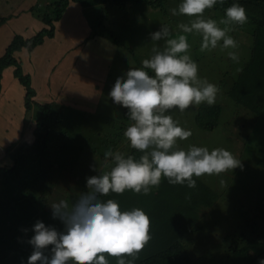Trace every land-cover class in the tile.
<instances>
[{"label":"rangeland","instance_id":"rangeland-1","mask_svg":"<svg viewBox=\"0 0 264 264\" xmlns=\"http://www.w3.org/2000/svg\"><path fill=\"white\" fill-rule=\"evenodd\" d=\"M0 1V32L2 33L3 29L9 31V35L8 32L5 33L6 38L8 37L5 39L7 44L14 33L21 32L28 35L33 26H41V16H37L31 7L36 5L45 9L53 0ZM166 3L172 8H178L180 4L177 0H168ZM92 9V7H83L78 2L70 1L62 18L55 21V35L53 38L47 39L45 50L42 51L41 63L36 66L39 87L37 88L38 94L34 96V98H39L38 96L41 95L45 100H52L56 103V110H59L58 105L61 103L77 108L80 117H84L86 122L85 129L91 130H89V134L92 136L91 142L81 139L84 143L79 150V157L75 162L77 164L67 168L60 169L53 163L59 160L60 155L57 156V153L50 149L49 155L44 158L41 172L38 173L36 180L31 185L36 189L34 194L24 192L25 190L19 187V192L20 190L21 192L14 199L15 195L13 196L12 191L7 189L10 186H6L4 190L7 197L1 193L7 203L6 206L4 203L5 211L2 206L5 213L1 221L7 227H12L13 222L19 219L20 232L31 237L34 235L32 226L37 220L54 226L58 231H64L62 222L53 219L50 205L58 203L60 200L74 202L83 192L87 191L86 180L88 177L110 171L113 162L111 158L108 160L104 158L106 150L112 148L113 151L126 153L132 149L124 136L118 142V137H115L118 136V133L114 130L118 122H122L123 125L125 123L127 128L132 121L128 116H125L126 109L114 104L108 94L116 79L125 76L129 68L133 65L138 68L142 67V60L151 57L153 46L162 48L164 45L163 41H151L150 34L163 26L167 11L164 13L161 9L143 3H130L125 8L116 5L109 7L108 16H106L105 7H102L99 13L93 14V18L98 20V23L95 21L96 28L85 19ZM168 16L170 17L169 13ZM176 25L168 24L174 35L178 31ZM94 27L103 29L102 33L106 31V33L112 34L115 36L114 40L103 38V35H100V43L97 39L99 36L90 35V40L86 41L83 46L82 42L79 44L82 46L80 52L72 51L70 52V54L73 53L71 56L67 54L71 49H66V45V50L63 46L55 45L58 38L62 37L65 41L71 37L74 38L72 40H81L82 36L88 34L87 31L93 30ZM235 34L236 36L233 38L237 41L238 47L230 49L237 53L239 62L234 65H231V58L227 59L228 61L222 60L223 56L227 57V55L221 46L201 52L202 36L200 34L195 33L193 37L190 36L188 43L190 46L189 55L198 64L199 77L206 78L209 83H213L219 88L214 104H220L221 107L217 126L208 129L196 124L194 112L201 104L192 106L183 113L178 108H174L165 114L171 115L179 123V126L192 133L187 140H178V148L187 150L190 146L207 147L210 151L214 148H222L241 161L242 167L220 175L205 176L210 184L213 180L216 181L213 185L218 187L214 188L215 190L222 192L220 199H239L242 195L249 194L250 196H247L245 200L253 204L256 203L258 195L262 197L261 191L264 189V109L260 111L261 113L253 112L249 106L238 102L235 104L226 94L240 74L242 64L250 58L252 50L253 37L251 33L237 31ZM67 45L69 47V42ZM72 45L74 49L76 41H72ZM24 54L28 56L26 53ZM74 62L76 66L72 70H81L78 71L81 73H75L78 76V82L66 83L72 72L69 68L71 69ZM222 66L228 71L221 70ZM148 71L150 75L153 74L150 70ZM97 75L100 80L96 79ZM15 80L12 78V82L2 84V90H0V161L6 157V147L14 148L20 141L26 139L32 133L35 123L36 115L33 114L36 113V107H31L30 111H26L24 100H22L23 94L18 103L19 98H15V100L12 98L14 89H11V85ZM100 86L101 88H99ZM15 90L21 91L22 89ZM99 96L101 99L97 100ZM29 113L30 117H27ZM25 119H27L25 125L28 129H23ZM59 130L68 138V144L71 147L75 149L80 147L76 141L77 137L63 123L59 124ZM95 130H98L97 133L102 132L101 137L105 138L101 143L105 146L102 153L90 148L96 146ZM109 133H113L115 136ZM48 159L52 161L51 165L48 164ZM227 228L228 226L225 224L223 227L216 225L207 213L197 223L195 222L191 234L194 238L188 237L187 234L184 236V240L188 242L187 248H189L190 254L192 253L191 264H231L230 260L224 262L226 258L223 256L226 245L231 244V235L228 234L226 237L223 235L224 229ZM1 237L2 235L0 239ZM6 242L13 249L9 250L10 253L0 256V264H27L28 257L33 252V246L29 243V248L24 250L26 240L22 239H7ZM1 250L2 248H0Z\"/></svg>","mask_w":264,"mask_h":264},{"label":"trees","instance_id":"trees-1","mask_svg":"<svg viewBox=\"0 0 264 264\" xmlns=\"http://www.w3.org/2000/svg\"><path fill=\"white\" fill-rule=\"evenodd\" d=\"M70 1L78 2L83 7L93 8L85 17L93 26H95V21L98 23V20L93 18V14L95 12L99 13L102 7H105L104 12L108 16L107 10L109 7L116 5L125 8L130 3H143L161 9L164 13L167 11L163 25L170 23L176 25L178 21L190 23L191 20L195 19V17L183 15L172 16L169 11L172 7H169L166 3L168 0H53L45 9L36 5L31 7L37 16H41V26H33L28 35L21 32L14 33V36L5 46L4 52L0 55V89L2 71L5 68H12V78H15L17 83L15 89H22L21 91L15 90L14 94H23L22 100H24L26 111H30L31 107H36V113L33 114L36 116L32 127V135H28L14 148L6 147V157L0 161V229L2 231V234H0V236L2 235L0 239V245H2L0 246L2 248L0 256L10 253L9 250L13 249L6 242L7 239L26 240L24 250H27L31 238V236L20 232L21 223L19 219L14 220L12 227H7L1 221L5 213L2 210L5 203L2 194L4 193L7 197L4 191L6 186H10L7 189L12 191L13 196L15 195L14 199L21 192V190L19 192V187L25 190L24 192L34 194L36 189L31 185L36 180L38 173L41 172L44 158H47L50 149L57 153V156L60 155L59 160L53 163L60 169L67 168L77 164L75 162L84 143L81 139H86L85 142H91L92 136L89 134L91 130L85 129L86 122L84 117H80L77 108L70 105L65 106L61 103V105H58L59 110H56V103L52 100H45L41 95L38 96L39 98H34L38 94L37 88L39 87L36 66L41 63L42 51L45 50L44 46L47 39L53 38L55 35V21L62 18ZM177 1L182 2V0ZM233 3H239L245 8L248 20L243 25H231V31L228 35L234 37L237 31L248 32L252 34L253 43H251L250 58L242 64L240 74L226 94L235 104L237 102L244 104L252 108L253 112L261 113L260 111L264 109V0H224L223 5L217 3L212 9H206L203 18L216 20L218 26L224 28L225 25L219 24V21L226 18V9ZM95 27L93 30L87 31L89 33L83 35L81 40H72L74 38L71 37L65 41L62 37L58 38L55 45L63 46L64 49L66 45V49H71L67 53L71 56L73 53L70 54V52L72 51L80 52L83 44L90 40V35L99 36L97 39L100 43V35H103V38L114 40L115 36L106 33V31L102 33L103 29H95ZM194 34L195 32L185 34L188 43L190 36L193 37ZM72 41H76L74 49ZM81 42L82 46L79 45ZM230 51H232L230 48L225 49L224 53L227 57L223 56L222 60L228 61ZM235 63L232 60L231 65ZM74 66L76 65H72L71 69L69 68L70 72ZM222 69L228 71L224 66H222ZM78 71L81 70H72L69 79L74 77V81L78 80L77 74L81 73ZM98 99H101L100 96ZM260 100L261 102H259ZM220 111V104L213 106L205 103L201 104L194 112L195 122L203 128L213 129L218 124ZM126 113L127 109L125 110V116H127ZM27 117H30V113ZM25 122H27V119L23 123V129H28ZM61 123L77 137L76 141L79 143V148L75 149L68 144V138L59 130V124ZM126 129L125 123L123 125L122 122H118V125L114 128L118 136L113 133L109 134L118 137V142H120ZM97 131H94V137L97 138L95 140L96 146L90 148L102 153L105 146L101 143L105 138L101 137L102 132L97 133ZM126 154H131L137 159L141 155L134 149L126 152ZM51 163L52 161L48 159V164L51 165ZM194 179L197 180V187L194 189H190L186 185H171L166 179H162L159 189H153L149 195L125 191L122 195L110 192L108 196L101 197L103 201L108 199L117 201L121 211L140 208L149 216L151 240L139 254V259L135 261V264H191L190 256H192V253L190 254L189 248H187L188 242L184 240V236L187 234L188 237L194 238L191 234L195 222L197 223L206 213L210 215L216 225L223 227L225 224L228 226L227 229H224L223 235L224 237L228 234L231 235V244L228 243L223 252V256L227 259H224V262L230 260L231 264H259L261 259H264V189L261 191L262 197L258 195L256 203L250 204L245 200L247 196H250L249 194L242 195L239 199H220L222 192L214 189L218 188L213 185L216 182L215 180L210 184L206 176L194 177ZM5 206L3 207L4 211ZM108 259L109 264H116L115 258L108 257Z\"/></svg>","mask_w":264,"mask_h":264},{"label":"clouds","instance_id":"clouds-1","mask_svg":"<svg viewBox=\"0 0 264 264\" xmlns=\"http://www.w3.org/2000/svg\"><path fill=\"white\" fill-rule=\"evenodd\" d=\"M217 3L223 5L224 0H182L178 8H171L172 16L195 19L178 23L175 35L168 25L151 33V41H163V47L153 46L151 57L142 60V67L133 65L125 76L116 79L108 95L114 104L127 109L132 123L123 135L141 155L137 159L122 151L106 150L104 158H111L114 165L110 171L88 177L87 191L74 202L60 200L50 205L53 219L62 222L64 231L41 220L34 223V235L29 240L33 252L27 264H109L108 257L115 258L116 264H135L151 240L149 216L140 208L121 211L117 201H103L101 197L125 191L149 195L159 189L162 179L194 189V177L220 175L242 167L240 160L222 148H178V140H187L192 133L165 114L174 108L183 113L192 106L216 103L219 88L199 77L185 34L202 36L201 52L218 46L236 49L237 41L228 33L231 25L247 22L246 10L233 3L226 9V18L219 21L225 25L221 28L216 20L203 18L205 10ZM228 55L239 62L235 51ZM259 264H264V259Z\"/></svg>","mask_w":264,"mask_h":264},{"label":"crops","instance_id":"crops-1","mask_svg":"<svg viewBox=\"0 0 264 264\" xmlns=\"http://www.w3.org/2000/svg\"><path fill=\"white\" fill-rule=\"evenodd\" d=\"M1 2V1H0ZM16 10V9H15ZM80 20H81V18H80ZM8 32V35H9V31H7V29H3L2 30V33L0 32V55L4 52V50H5V46L7 45L6 44V42H5V39H8V37L6 38V34L5 33H7ZM4 33V34H3ZM74 65H75V62H74ZM2 73H3V76H2V82H1V85L2 84H4V83H10V82H12V68H10V69H8V68H5L3 71H2ZM100 75V74H99ZM99 75H97V78L96 79H99ZM74 78V77H73ZM73 78H70L69 79V81H67L66 83H68V82H73L74 81V79ZM100 80V79H99ZM76 82H78V80H75L74 81V83H76ZM16 81H14L13 82V84L11 85V89H14V91H15V88L14 87H16ZM14 85V86H13ZM76 87H77V85H76ZM99 88H101V86L99 87ZM80 89V88H79ZM79 89H77V90H79ZM0 90H2V89H0ZM76 90V91H77ZM14 91H13V94H12V98H14V100H15V98H19L18 100H17V103L20 101V99L22 98V95H21V93H16V94H14ZM76 93V92H75ZM13 103H16V101H13Z\"/></svg>","mask_w":264,"mask_h":264}]
</instances>
